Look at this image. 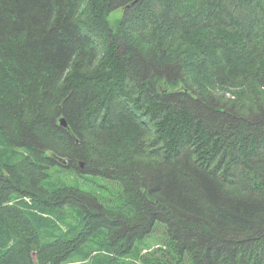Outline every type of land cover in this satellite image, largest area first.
Listing matches in <instances>:
<instances>
[{
  "label": "trees",
  "instance_id": "16d2710c",
  "mask_svg": "<svg viewBox=\"0 0 264 264\" xmlns=\"http://www.w3.org/2000/svg\"><path fill=\"white\" fill-rule=\"evenodd\" d=\"M144 257L264 264V0H0V264Z\"/></svg>",
  "mask_w": 264,
  "mask_h": 264
},
{
  "label": "rangeland",
  "instance_id": "374dc122",
  "mask_svg": "<svg viewBox=\"0 0 264 264\" xmlns=\"http://www.w3.org/2000/svg\"><path fill=\"white\" fill-rule=\"evenodd\" d=\"M122 16H123V10L121 8L112 11L110 16H109V19H110L112 26L115 25L117 20H119ZM86 176L87 177H79L78 178L79 185L81 187H83L84 189H87V190L96 191V193H98L104 199L114 198L113 192H115L119 189V185L116 182L111 181V180H103V179L99 180V178H97L98 180H95L97 182V184H94L93 180H92L93 177L89 176V175H86ZM66 180L69 183H71L69 181V179H66ZM98 182L103 183V184H107L109 189L99 187ZM160 239H161L160 235H158L156 237H151L147 241V243L151 246V249H152V248H154V245L159 242ZM155 247H156V245H155ZM151 249H149V251ZM146 251H147V249L144 248L142 253H145ZM131 264H152V260H151V257H144V258L139 259V261L132 262Z\"/></svg>",
  "mask_w": 264,
  "mask_h": 264
},
{
  "label": "water",
  "instance_id": "95a60500",
  "mask_svg": "<svg viewBox=\"0 0 264 264\" xmlns=\"http://www.w3.org/2000/svg\"><path fill=\"white\" fill-rule=\"evenodd\" d=\"M59 122H60V125H62L63 127L68 128V123H67V120H66V118L64 116L60 117ZM59 160L64 162V163L67 162V160L65 158H63V157H60ZM81 166H83V163H81Z\"/></svg>",
  "mask_w": 264,
  "mask_h": 264
}]
</instances>
